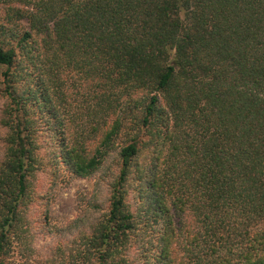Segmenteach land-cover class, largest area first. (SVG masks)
I'll return each instance as SVG.
<instances>
[{
	"label": "trees",
	"instance_id": "1",
	"mask_svg": "<svg viewBox=\"0 0 264 264\" xmlns=\"http://www.w3.org/2000/svg\"><path fill=\"white\" fill-rule=\"evenodd\" d=\"M61 162L87 264H264V0H0V264Z\"/></svg>",
	"mask_w": 264,
	"mask_h": 264
},
{
	"label": "rangeland",
	"instance_id": "2",
	"mask_svg": "<svg viewBox=\"0 0 264 264\" xmlns=\"http://www.w3.org/2000/svg\"><path fill=\"white\" fill-rule=\"evenodd\" d=\"M46 130L42 127L38 136L44 159L46 152H50L57 142ZM94 178V175L75 177L62 162L56 175L36 170L31 181V200L26 214L31 227L32 249L29 253L16 250L14 257L17 263L87 264L84 257L85 237L88 235L90 219L83 216V211H92L88 201L91 200ZM106 193L104 186L99 194L103 204L98 203L103 209L107 203ZM81 216L82 220L79 219ZM138 251L139 247H134L131 254Z\"/></svg>",
	"mask_w": 264,
	"mask_h": 264
}]
</instances>
